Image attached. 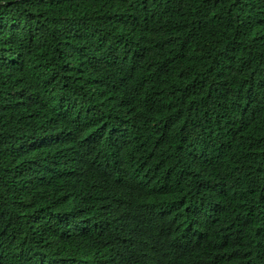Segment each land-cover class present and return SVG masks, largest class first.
I'll list each match as a JSON object with an SVG mask.
<instances>
[{"label":"trees","instance_id":"16d2710c","mask_svg":"<svg viewBox=\"0 0 264 264\" xmlns=\"http://www.w3.org/2000/svg\"><path fill=\"white\" fill-rule=\"evenodd\" d=\"M0 264H264V0H0Z\"/></svg>","mask_w":264,"mask_h":264},{"label":"clouds","instance_id":"9594fccd","mask_svg":"<svg viewBox=\"0 0 264 264\" xmlns=\"http://www.w3.org/2000/svg\"><path fill=\"white\" fill-rule=\"evenodd\" d=\"M171 58L169 55L164 56L160 59L161 63H167L170 62ZM92 106L97 108L100 112L104 113V105L101 101H96L94 103H90ZM88 117V112L86 109V106L72 104L69 106V110L64 116V119L62 122L64 125H66L70 130L72 131H78L80 130L84 123L85 119Z\"/></svg>","mask_w":264,"mask_h":264}]
</instances>
